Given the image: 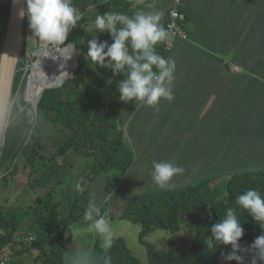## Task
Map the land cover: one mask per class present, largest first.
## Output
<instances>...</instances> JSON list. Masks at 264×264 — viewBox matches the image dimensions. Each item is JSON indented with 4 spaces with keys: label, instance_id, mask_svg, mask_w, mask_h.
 Instances as JSON below:
<instances>
[{
    "label": "trees",
    "instance_id": "trees-1",
    "mask_svg": "<svg viewBox=\"0 0 264 264\" xmlns=\"http://www.w3.org/2000/svg\"><path fill=\"white\" fill-rule=\"evenodd\" d=\"M72 3L81 14V20L70 31L65 43L73 42L76 46L79 64L74 76L65 80L61 87L44 90L34 122L28 120L26 111L19 113L21 120L8 126L4 146L0 148V167L4 171L0 179L7 180L15 173L22 154L31 167L27 189L39 187L47 179L54 181V177L66 168L64 163L58 162L59 157L72 154L93 157V168L87 174V180L93 181L101 172L113 171L116 176L109 178L108 187L119 182L134 160V153L118 124L119 93L115 82L124 77L122 74L114 76L111 69L95 66L81 50L85 40L92 38L95 32V28L89 27L95 19L89 14L90 8L98 7L99 14L114 11L129 15L131 2L72 0ZM11 4L12 0H0V43L7 29ZM98 38L112 42L107 32ZM172 50H166L164 45L156 46V52L165 58H169ZM25 57L23 53L18 63L21 70L15 74L14 91L24 78ZM109 80L113 82L109 83ZM44 168L50 170L46 179L38 175ZM248 189H256L264 196V172L260 175L241 172L227 177L211 176L182 187L149 189L128 199L121 216L140 224L139 238L148 249V264H236V261L228 262L222 258L221 252H230L231 245H219L212 238L211 227L231 208L235 209L244 228L242 244H250L264 231L236 204L238 196ZM86 192L87 188L74 195L67 213L62 211L66 200H58L52 191L6 210L0 207V242L2 245L12 242V247L17 243L20 247L13 250V255L29 252L37 264L64 263L74 226L86 222L83 219L89 205ZM101 211L105 213V208ZM184 223H191L195 231L190 252L177 253L172 247H158L146 240L157 229L175 233ZM23 233L25 237L20 238ZM30 236L34 237L33 241L27 239ZM30 249L36 250L30 252ZM89 254L92 264H103L106 257L111 258V264H141L123 237L112 238L107 248L95 241ZM250 262L251 256H246L245 264Z\"/></svg>",
    "mask_w": 264,
    "mask_h": 264
},
{
    "label": "crops",
    "instance_id": "crops-1",
    "mask_svg": "<svg viewBox=\"0 0 264 264\" xmlns=\"http://www.w3.org/2000/svg\"><path fill=\"white\" fill-rule=\"evenodd\" d=\"M129 1V16L162 10L165 28L172 0ZM181 8L188 37L173 38V100L162 99L159 110L134 104L128 112L144 110L145 120L156 124L145 125L142 132L133 129L146 147L143 166L135 162L132 147L135 157L128 170L135 167L149 178L147 190L156 187L153 160L182 167L177 175L184 182L194 171L201 181L264 172V0H183ZM127 106L118 98V115ZM155 114L161 128L152 119ZM244 161L255 163L247 169ZM258 164L262 170L254 169Z\"/></svg>",
    "mask_w": 264,
    "mask_h": 264
},
{
    "label": "clouds",
    "instance_id": "clouds-1",
    "mask_svg": "<svg viewBox=\"0 0 264 264\" xmlns=\"http://www.w3.org/2000/svg\"><path fill=\"white\" fill-rule=\"evenodd\" d=\"M26 9L20 15L27 16L34 36L42 43L59 48L66 43L71 28L81 20V14L72 0H25ZM164 12L154 10L138 11L134 16L108 11L97 14L94 19L95 32L87 41L86 57L95 66L111 69L113 75H123L116 81L119 99L124 103L153 107L156 110L161 100L171 102L175 62L156 52V45L167 38L168 33L161 24ZM107 32L111 43L100 40L96 33ZM74 47V46H73ZM75 50V49H74ZM113 81L109 80V83ZM183 168L170 161H152V180L160 189L174 187L173 177L183 173ZM77 190H82L79 184ZM236 204L247 212L264 230V196L256 189H248L240 194ZM90 222L88 230L99 234L110 247L113 232L107 214L96 203H90L83 216ZM72 230V229H71ZM73 231V230H72ZM212 238L219 245H231L230 252H221L225 261L245 264L246 256H251L250 264H264V231L250 244H242L244 228L235 209H228L224 217L211 227ZM68 264H92L87 252L73 253ZM103 264H111L106 257Z\"/></svg>",
    "mask_w": 264,
    "mask_h": 264
},
{
    "label": "rangeland",
    "instance_id": "rangeland-1",
    "mask_svg": "<svg viewBox=\"0 0 264 264\" xmlns=\"http://www.w3.org/2000/svg\"><path fill=\"white\" fill-rule=\"evenodd\" d=\"M26 9V4H25ZM99 9L98 7L90 8L91 17L96 16ZM73 29V28H72ZM70 33V31H69ZM102 33H96L99 37ZM90 35V34H89ZM6 36V30L3 34L2 42L0 43V50L2 51L4 40ZM91 38H87L84 44L81 46V50L86 55V44L87 41ZM70 43V42H69ZM65 45V44H64ZM59 46L60 49H63L64 46ZM41 42L34 36L33 31L29 27V21L27 16H24L23 26H22V37L19 42V60L22 57L23 53L26 54V57L23 59L26 70L24 71V78L22 79L21 84L17 90L14 91L13 83L12 89L10 93V110L9 113V125L13 123H18L21 120L19 113L22 111H26L27 118L30 122H34L37 118V106H33L30 102H26L23 98L24 90L27 84L28 75L31 72V67L37 59L36 52L40 48ZM76 48V46H75ZM22 49V51H21ZM174 50V48H173ZM172 50V51H173ZM200 52L202 50L198 49ZM73 58H77L76 53H72ZM18 60V63H19ZM18 63L16 66L15 74L18 70H21V67L18 68ZM76 63V62H75ZM78 67V66H77ZM76 70V68H75ZM75 72V71H74ZM71 76V75H70ZM69 76V77H70ZM68 77V78H69ZM15 78V75H14ZM68 78L66 80H68ZM57 87V86H55ZM61 87V86H58ZM49 89V88H47ZM128 106L123 109L118 115V124L124 131V137L129 146L131 147L133 153L134 148L136 147V163L140 166H143V157L145 150L143 148L146 147L145 143L139 141V138L134 133V128H137V131L140 130L142 132V128L147 125L151 128L155 127L154 122H149L145 120L144 110L139 111L137 113V108L142 105H138L137 108L130 114L128 113L134 102L126 103ZM17 107L14 110V107ZM131 106V108H130ZM143 112V113H142ZM137 113V114H136ZM136 114V115H135ZM157 114H160L158 111ZM152 115V114H151ZM8 117V115H7ZM34 118V120H33ZM152 119L160 124L161 128V118L155 114L152 116ZM33 120V121H32ZM8 125V126H9ZM7 126V128H8ZM7 131V129H6ZM6 133V132H5ZM5 136V134H4ZM4 136H2V140H4ZM159 140V139H157ZM3 146V143L2 145ZM135 157V153H134ZM58 162L60 164H65V169L61 171L59 176L54 177V181L47 179L46 181H42L40 183L41 186L31 187L29 189V176L31 172V167L27 165L25 157L20 154L19 159L17 160V169L15 173L8 176V179L1 180L0 179V207H3L4 210L9 209L10 206L14 204H18L21 202H29L36 198L37 195L43 194L46 191H52L58 200H63L65 205L63 207V212L67 213L70 207V200L73 199L74 195L77 194L78 191H82L87 188V192L85 194L86 197L89 198L90 203H96L101 210L105 208V213L107 214V218L110 222L111 229L113 232V237H123L131 249L132 253L140 260L141 264H148V249L143 242L140 241L139 233L141 230V226L139 223L132 222L121 216V213L124 210V205L128 199H130L133 195L139 194L141 192L146 191L148 188L147 185L150 184L149 178L147 180L146 176L142 174L140 171H137L135 167L128 170L125 177H121L119 182L115 184L113 187H108L109 178H113L116 174L112 172H101L93 181L87 180V174L91 171L94 164L93 157L79 156V155H68L64 158H58ZM255 162H247L244 161L242 165L244 167L252 168ZM236 166H234L235 169ZM239 167L237 168L238 172ZM254 169L262 170V166L260 164L256 165ZM49 169L44 168L38 172L39 176H43V179H46L47 172L49 173ZM235 173V172H234ZM257 175L262 174V172L256 173ZM4 176L3 168L0 167V178ZM115 179V178H114ZM174 179V187H182L188 184H195L201 181L198 173L196 171L193 172V177L190 179V182H184L181 180L179 175L173 177ZM60 180V181H59ZM154 183V182H153ZM79 184L82 190H77L76 185ZM35 186V185H34ZM159 187H155L154 189H158ZM25 205V203H24ZM89 223H81L74 226V236L69 242V250L65 253L64 263L68 264V258L71 254L79 253V252H87L90 253L91 248L95 241H98L100 245L105 247L104 241L102 237L88 230ZM22 236H18V238L25 237V233L21 234ZM195 236V231L191 223H184L182 228L173 233L170 230L157 229L151 232L146 240L156 244L158 247L169 248L172 247L177 253L190 252L191 244L193 238ZM7 243L6 245H2L0 242V264H37L34 260L33 256L28 253H21L17 255H13V250L18 249L20 246L17 243L13 244V247ZM36 250V249H35ZM34 250V251H35ZM31 250L30 252H34ZM7 257H10L9 260L5 261Z\"/></svg>",
    "mask_w": 264,
    "mask_h": 264
},
{
    "label": "bare ground",
    "instance_id": "bare-ground-1",
    "mask_svg": "<svg viewBox=\"0 0 264 264\" xmlns=\"http://www.w3.org/2000/svg\"><path fill=\"white\" fill-rule=\"evenodd\" d=\"M21 37L22 32L20 34L19 42ZM72 53L73 48L68 45L63 49H60L41 43L40 48L36 52L37 59L31 67V72L28 75L27 84L24 90L23 98L26 102L28 101L33 106H36V103L46 88L61 85L74 73L77 64L75 63L76 61L74 60ZM5 126L6 125L2 126L0 130V148L4 146L2 136H4L7 129ZM2 143L3 146H1ZM27 239L33 241L34 237L30 236ZM31 250L33 249H30V251Z\"/></svg>",
    "mask_w": 264,
    "mask_h": 264
},
{
    "label": "water",
    "instance_id": "water-1",
    "mask_svg": "<svg viewBox=\"0 0 264 264\" xmlns=\"http://www.w3.org/2000/svg\"><path fill=\"white\" fill-rule=\"evenodd\" d=\"M25 4H26L25 0H12L9 20H8L7 29H6V36H5L4 45L1 51V58H0V130L2 126L6 125L5 127H7L9 125L10 110H8V107L11 106L10 105V102H11L10 93L12 89V83H13V79H14V75L16 71V66L19 60L18 56L20 53V48H19L18 43L20 39V34L22 32V26H23V20H24V16L22 17L20 15V11L21 9H25ZM67 45L71 46L73 48L74 53H76L75 44L73 42H70ZM75 61L78 66L79 63L76 57H75ZM73 76H74V73L69 78H72ZM39 100L36 103V106L38 105Z\"/></svg>",
    "mask_w": 264,
    "mask_h": 264
},
{
    "label": "built area",
    "instance_id": "built-area-1",
    "mask_svg": "<svg viewBox=\"0 0 264 264\" xmlns=\"http://www.w3.org/2000/svg\"><path fill=\"white\" fill-rule=\"evenodd\" d=\"M182 3L183 0H172L171 7L167 14L165 30L168 35L163 41V45L166 50H171L173 48V38L175 36H179L184 39H187L188 37L186 29V15L182 11ZM9 259L10 257H7L5 261Z\"/></svg>",
    "mask_w": 264,
    "mask_h": 264
}]
</instances>
